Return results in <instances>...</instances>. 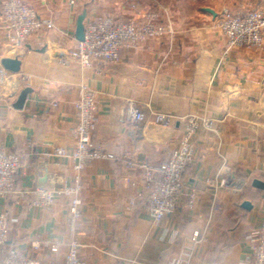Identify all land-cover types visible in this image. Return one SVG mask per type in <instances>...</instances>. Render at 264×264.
Listing matches in <instances>:
<instances>
[{"label": "crops", "instance_id": "0c3cea01", "mask_svg": "<svg viewBox=\"0 0 264 264\" xmlns=\"http://www.w3.org/2000/svg\"><path fill=\"white\" fill-rule=\"evenodd\" d=\"M24 1L55 28L13 48L0 7V66L14 53L22 61L21 71L2 86L0 105V147L22 158L17 188L48 187L50 174L69 182L75 176L74 159L55 152L75 145V104L85 84L97 92L95 141L109 158L89 163L81 175V258L87 264H251V239L264 226V188L254 184L264 183V48L226 52L217 18L223 9L241 15L264 10V0H78L75 6L68 0ZM84 12L85 25L105 18L144 22L156 14L174 34L124 49L118 62L96 59L83 68L76 29ZM26 88L31 93L18 109ZM131 103L150 116L140 127L128 114ZM152 112L175 118L159 125ZM191 114L214 121L213 129L196 133V155L184 174L186 190L196 189L197 197L193 207L184 198L177 212L155 224L142 172L127 163L135 158L157 168L166 162L180 147L184 117ZM223 163L229 184L215 190L209 180H221ZM1 212L17 221L0 264L13 250L64 262L73 238L66 198L49 208L34 206L32 195L0 198ZM196 231L206 238L198 245L192 242ZM37 241L42 247L35 251ZM53 242L61 244L56 254L46 246Z\"/></svg>", "mask_w": 264, "mask_h": 264}, {"label": "built area", "instance_id": "2783aa9c", "mask_svg": "<svg viewBox=\"0 0 264 264\" xmlns=\"http://www.w3.org/2000/svg\"><path fill=\"white\" fill-rule=\"evenodd\" d=\"M68 1L70 6H75L78 2V0ZM0 7L10 41L15 48L23 47L33 34L44 29L55 28L52 20L42 18L24 0H1ZM217 19V27L227 40L226 52L233 48L251 50L264 48V10H255L241 15L223 9ZM173 34L172 27L159 23L156 14H149L144 22L105 18L85 25L84 39L78 42L76 56L83 68L91 67L96 59L118 62L121 60L124 49L139 47L148 39L172 37ZM10 75L8 70L0 66V105L1 89ZM53 105L57 106V102ZM75 105L78 116L77 125L72 130L75 145L71 149L58 148L55 152L58 156L74 159L76 174L70 182L59 175L50 174L48 187L19 189L16 180L22 168V158L0 147V198L16 196L22 201L26 196L32 195V204L42 208L51 207L59 197L67 199L69 225L73 238L68 243L64 262L41 261L21 251L13 250L7 256L5 264H87L80 256L82 246L80 237L84 235L79 230V223L83 216L81 175L89 163L108 159L109 154L95 141L99 121L97 92L88 85H81L80 97ZM127 111L136 127L142 126L150 118L146 112L132 103ZM151 114L153 121L163 126L170 125L175 118L174 115L163 112ZM184 120L187 124L186 132L180 147L169 154L166 162L157 168L147 160L139 161L131 158L127 163L128 168L142 172L144 189L149 194L147 209L155 224H160L167 216L177 212L184 198L187 199L188 205L193 207L197 197L196 189L186 190L184 174L196 155L194 141L196 133L202 128L213 129L214 121L194 114L184 117ZM229 171L228 165L223 163L219 176ZM209 183L217 190L219 187H226L229 180L222 176L220 181L216 178L209 180ZM213 208H218V204H214ZM16 221L17 219L10 217L7 212L0 213V255L6 248L11 235V226ZM205 240V236L199 231H196L192 237L194 245L201 244ZM46 246L55 254L61 248L59 242L47 243ZM32 247L38 251L42 243L34 242ZM251 249V264H264V226L251 239Z\"/></svg>", "mask_w": 264, "mask_h": 264}, {"label": "water", "instance_id": "95a60500", "mask_svg": "<svg viewBox=\"0 0 264 264\" xmlns=\"http://www.w3.org/2000/svg\"><path fill=\"white\" fill-rule=\"evenodd\" d=\"M206 10L208 12L213 13V11L211 9H206ZM85 17H86V12L81 14L79 16L78 20H77L76 39L78 41H82L84 39V34H85V23H84V21H85ZM12 47L14 48V46H12ZM1 66H3L10 73L16 74V73H19L21 71L22 61L14 53L12 56L4 57L1 60ZM29 93H31V89L30 88H26V89L23 90V92L21 93L20 98L18 100V103L16 105V107L18 109H22L23 108ZM254 184H255V186H257L259 188H264V183H262L261 181L256 180ZM243 206L245 208L250 209L252 205L249 202H244Z\"/></svg>", "mask_w": 264, "mask_h": 264}]
</instances>
